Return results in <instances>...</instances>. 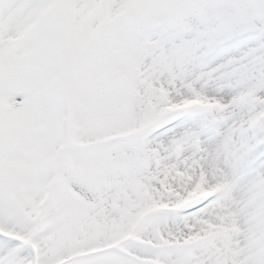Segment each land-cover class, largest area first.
<instances>
[{
    "label": "snow or ice",
    "instance_id": "snow-or-ice-1",
    "mask_svg": "<svg viewBox=\"0 0 264 264\" xmlns=\"http://www.w3.org/2000/svg\"><path fill=\"white\" fill-rule=\"evenodd\" d=\"M0 264H264V0H0Z\"/></svg>",
    "mask_w": 264,
    "mask_h": 264
}]
</instances>
